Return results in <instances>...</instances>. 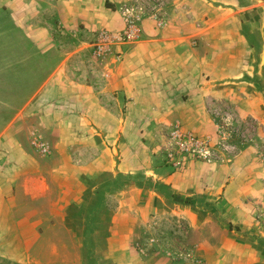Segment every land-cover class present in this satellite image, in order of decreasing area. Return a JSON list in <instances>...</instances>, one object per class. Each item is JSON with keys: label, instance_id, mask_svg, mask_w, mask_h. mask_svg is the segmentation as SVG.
I'll return each mask as SVG.
<instances>
[{"label": "crops", "instance_id": "obj_1", "mask_svg": "<svg viewBox=\"0 0 264 264\" xmlns=\"http://www.w3.org/2000/svg\"><path fill=\"white\" fill-rule=\"evenodd\" d=\"M140 1L0 0V264H264V0H155L134 42L93 55ZM217 103L262 131L166 166L175 127L219 141ZM165 217L186 258L128 240Z\"/></svg>", "mask_w": 264, "mask_h": 264}, {"label": "built area", "instance_id": "obj_2", "mask_svg": "<svg viewBox=\"0 0 264 264\" xmlns=\"http://www.w3.org/2000/svg\"><path fill=\"white\" fill-rule=\"evenodd\" d=\"M152 2L144 0L124 6L122 14L127 25L125 34L119 38H115L107 32L95 34L91 43L93 55L98 57L103 53L111 51L116 40L119 42H134L139 36V23L146 17L157 16L158 6L161 4L159 2ZM212 113L221 121L229 123L230 127H237L239 124L237 116L230 109L219 113L216 110H212ZM246 126L250 128L249 125ZM235 132L244 135V132L239 129H235ZM235 135L230 131H221L219 141L214 145L209 137H200L191 132L183 131L179 127H175L167 133L168 142L161 154L163 162L175 171H181L187 159L203 163L220 162L223 160L224 155L238 151V147L230 143L228 139Z\"/></svg>", "mask_w": 264, "mask_h": 264}, {"label": "rangeland", "instance_id": "obj_3", "mask_svg": "<svg viewBox=\"0 0 264 264\" xmlns=\"http://www.w3.org/2000/svg\"><path fill=\"white\" fill-rule=\"evenodd\" d=\"M153 3H158V2L154 0ZM7 23L9 22L1 24L0 29L4 30L5 27L7 29L10 26ZM0 36H5V35L0 33ZM227 109H230L237 116L239 120V124L237 127L236 126L230 127L229 123L221 121L219 118H217L220 123V128H221V129L218 128L220 129V132L218 134L220 135L221 131H226V132L230 131V132H233V134H236L234 137L228 138L230 143H233L235 146H238L237 144L240 142H248V141L254 140V138L256 139L258 133H260L262 129L259 128V126L254 122H251L249 120H242L238 116L236 111L233 109L232 105L228 103H217V105L212 108L213 111L216 110L218 113L223 112ZM212 115L214 114L212 113ZM246 125H249L250 128H248ZM235 129L241 130L242 132H244V135L236 133ZM167 133L168 132L164 133V140L160 147L161 154L168 142ZM217 143L218 142L213 141L214 145H216ZM237 154H238V151H236L235 153L233 152L231 154L224 155L222 161L230 159L231 157H234ZM189 161H193V160L187 159L185 164ZM193 162H196V161H193ZM185 164H184V167H185ZM132 217L134 216L132 215ZM132 219L134 220L128 221L129 228L132 229L130 233H128V240L130 242L134 244H138V243L141 244V246L145 247L146 249L145 251L147 250L150 251L151 244H156V245H159L163 251H167L168 253L173 254L178 259L186 258L187 253L189 252L188 249L191 248L192 245L191 247H189L188 243H189L190 238H188V236L185 233L187 229L182 223L179 222V220L174 219L172 217H169V218L165 217L162 220H156L154 218L142 224L141 220L138 221L135 218H132ZM216 223L219 224L218 222ZM217 224L215 227H217ZM226 228L228 229L230 228L229 224L226 225ZM263 229H264V223H263ZM191 261L193 262V259Z\"/></svg>", "mask_w": 264, "mask_h": 264}]
</instances>
